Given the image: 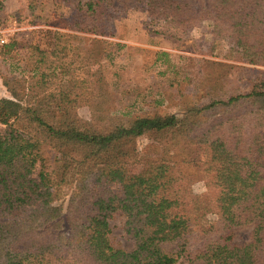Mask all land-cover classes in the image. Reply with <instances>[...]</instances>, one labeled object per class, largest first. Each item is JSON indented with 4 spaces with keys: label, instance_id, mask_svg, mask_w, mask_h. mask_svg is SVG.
<instances>
[{
    "label": "trees",
    "instance_id": "trees-1",
    "mask_svg": "<svg viewBox=\"0 0 264 264\" xmlns=\"http://www.w3.org/2000/svg\"><path fill=\"white\" fill-rule=\"evenodd\" d=\"M115 2L146 6L174 39L209 22L215 43L230 46L227 59L264 66V0H87L72 29L103 35L105 10ZM7 18L0 0V26ZM54 36L52 51L32 48L34 103L4 81L13 99L0 98V264H264V80L248 92L215 95L183 119L127 115L101 130L76 112L100 97L92 73L79 92L52 89L69 50L59 42L63 34ZM14 46H2L3 53ZM95 59L91 53L88 67ZM148 135L160 155L137 150V139ZM44 146L58 152L55 165ZM183 147L202 151L209 204L174 161L171 151ZM116 213L125 218L131 251L111 242ZM212 213L225 229L255 225L251 241L237 245L231 234L207 232ZM196 233L209 235L193 247Z\"/></svg>",
    "mask_w": 264,
    "mask_h": 264
},
{
    "label": "rangeland",
    "instance_id": "rangeland-1",
    "mask_svg": "<svg viewBox=\"0 0 264 264\" xmlns=\"http://www.w3.org/2000/svg\"><path fill=\"white\" fill-rule=\"evenodd\" d=\"M86 1L4 0L8 18L0 26V38L5 40L4 44L0 41V98L13 99L9 88L4 86V81L9 80L10 88L18 89L25 101L34 103L30 100L35 75L32 48L39 46L52 51L56 46L55 32L65 36L59 42H67L69 50L63 60L67 69L56 70L52 89L75 88L74 92H79L92 73L96 81L94 92L100 97L92 99L93 107L82 106L76 112L83 121L101 130L109 129L127 115L133 118L176 115L183 119L191 108L206 106L215 95L248 92L257 81L264 80V66L227 59L230 46L226 41L215 43L211 23L203 22L174 39L163 34L147 7L139 3L127 7L115 2L109 6L105 10L103 35L73 30L80 15V2ZM12 43L16 44L12 52L4 54L2 46ZM91 53L96 59L88 67ZM73 81L80 85L75 87ZM104 90L108 91L105 98ZM98 108L101 110L97 111ZM94 111L106 119L95 116ZM5 128L0 125V134ZM136 147L144 156L162 153L161 145L149 135L138 138ZM171 152L174 161L181 162L193 193L209 204L202 151L183 147ZM43 155L49 165H55L59 157L50 146L43 147ZM67 193L70 194V188ZM109 224L113 246L131 251L134 243L126 234L124 216L116 213ZM204 225L213 236L231 234L237 245L249 243L255 228L251 225L225 229L216 213L208 214ZM206 235L209 234L196 233L192 246H200ZM164 247L172 250L175 245Z\"/></svg>",
    "mask_w": 264,
    "mask_h": 264
},
{
    "label": "built area",
    "instance_id": "built-area-1",
    "mask_svg": "<svg viewBox=\"0 0 264 264\" xmlns=\"http://www.w3.org/2000/svg\"><path fill=\"white\" fill-rule=\"evenodd\" d=\"M1 43H5V40L3 38H0Z\"/></svg>",
    "mask_w": 264,
    "mask_h": 264
}]
</instances>
